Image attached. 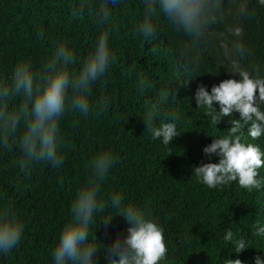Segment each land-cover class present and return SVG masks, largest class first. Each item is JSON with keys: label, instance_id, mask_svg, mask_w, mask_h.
<instances>
[{"label": "trees", "instance_id": "16d2710c", "mask_svg": "<svg viewBox=\"0 0 264 264\" xmlns=\"http://www.w3.org/2000/svg\"><path fill=\"white\" fill-rule=\"evenodd\" d=\"M247 1L246 31L238 42V58L246 71L254 75L259 69L264 77V4ZM228 2L224 0L223 12ZM77 3L0 0V82L10 79L22 60L30 58L39 69L59 42L73 51L79 67L97 43L102 27L93 16L74 17ZM111 9L110 48L116 62L93 85L89 97L94 107L101 97H108L107 110L87 117L68 111L61 118L64 160L59 168L40 163L25 176L16 164L19 149H0V209L11 205L25 225L20 243L8 255L0 254V264H54L52 252L70 218L72 201L90 175V161L107 150L117 159L101 184L99 197L104 207L94 217L96 227L90 229L105 249L117 237L125 238L131 227L111 207V197L121 195L124 205L144 209L164 229L168 254L161 264H225L229 259L255 264L257 256L264 262V234H255L257 223L264 227V183L253 191L238 182L210 189L192 175L194 167L218 163V156L209 157L203 149L228 134L231 119L240 118L233 113L214 123L209 109L199 107L195 99L198 86H205L210 94L213 85L228 79L211 55L210 33H225L221 19L209 33L207 45L193 47L163 17L157 36L143 41L135 32L142 18L141 0H122ZM41 31L43 37L38 38ZM192 58L196 66L185 70L183 65ZM140 77L150 85L143 92L137 89ZM167 89L169 103L164 101L161 111L178 116L177 132L181 134L169 146L153 140L143 120L145 104L157 102ZM213 108L220 112L218 103ZM161 119L155 123L159 125ZM248 127L243 129V140L264 151V136L252 140ZM259 172L264 180V167ZM110 219L105 226L103 222ZM226 230L233 232L234 239L243 238L247 249L236 253L234 244L224 240ZM94 259L95 264H108L104 251Z\"/></svg>", "mask_w": 264, "mask_h": 264}, {"label": "clouds", "instance_id": "9594fccd", "mask_svg": "<svg viewBox=\"0 0 264 264\" xmlns=\"http://www.w3.org/2000/svg\"><path fill=\"white\" fill-rule=\"evenodd\" d=\"M264 4V0H259ZM122 0H78L73 16L80 18L93 16L102 27L97 43L88 55L76 66L77 58L64 42L56 44L51 57L37 69L31 59L19 62L12 70L10 79L0 82V149L11 151L18 148L20 157L16 164L25 176H29L34 166L46 163L52 168L63 164L64 141L60 132V120L73 111L87 117L91 112L99 115L107 110L109 98L103 96L94 107L89 97L93 85L104 79L109 67L116 62L110 48L113 30L112 5ZM142 18L136 25V34L149 41L158 34L161 17L177 31L184 33L192 46L204 47L209 33L218 25L224 9V0H141ZM237 33L241 29L235 30ZM38 38L43 37L39 32ZM237 51H240L239 46ZM196 58L183 65L185 70L196 66ZM240 79H227L218 86L213 85L211 93L205 86H198L196 103L206 106L212 122H217L233 113L239 119H231V127L223 138L203 149L205 155L219 157L218 163H206L194 167L193 174L198 181L210 189L238 182L248 191L261 188L264 180L259 170L264 167V151L255 143L243 140V129L252 140L264 136V77L259 69L255 74L240 70ZM150 85L142 77L138 78L137 89L143 92ZM258 93V95H257ZM168 89L161 93L157 102L146 103L143 116L146 131L152 139H160L165 146L181 134L177 132L176 114L162 113L160 105L168 102ZM175 97L173 96V102ZM218 103L217 114L213 103ZM169 103V102H168ZM161 119L157 125L155 121ZM116 157L110 150L99 152L90 161V175L78 190L70 208V218L60 233L58 243L52 252L54 264H95V257L101 251L106 253L108 264H161L168 254L164 229L144 209L132 204L124 205L121 195L111 197V207L119 210L131 225L125 238L117 237L110 248L105 249L91 233L95 215L104 207L99 197L101 184ZM112 219L103 222L107 226ZM257 236L264 234V227L257 223ZM25 225L11 206L0 209V254L8 255L20 243ZM225 241L234 244V251L247 249L243 238L234 239L233 232L226 230ZM118 257V258H113ZM225 264H242L240 259L225 260ZM255 264H264L260 257Z\"/></svg>", "mask_w": 264, "mask_h": 264}, {"label": "rangeland", "instance_id": "374dc122", "mask_svg": "<svg viewBox=\"0 0 264 264\" xmlns=\"http://www.w3.org/2000/svg\"><path fill=\"white\" fill-rule=\"evenodd\" d=\"M247 11V0H229L221 17L225 33L220 36L210 33L211 55L215 64L228 79L237 81L240 79L237 73L245 70L238 58L240 51H237V47L241 35L246 31L243 20ZM237 28L241 29L239 33L235 31Z\"/></svg>", "mask_w": 264, "mask_h": 264}]
</instances>
